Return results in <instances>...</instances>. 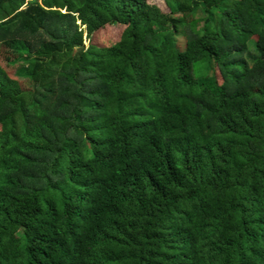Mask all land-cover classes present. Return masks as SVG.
<instances>
[{
    "label": "trees",
    "instance_id": "trees-1",
    "mask_svg": "<svg viewBox=\"0 0 264 264\" xmlns=\"http://www.w3.org/2000/svg\"><path fill=\"white\" fill-rule=\"evenodd\" d=\"M0 264H264V0H0Z\"/></svg>",
    "mask_w": 264,
    "mask_h": 264
},
{
    "label": "rangeland",
    "instance_id": "rangeland-1",
    "mask_svg": "<svg viewBox=\"0 0 264 264\" xmlns=\"http://www.w3.org/2000/svg\"><path fill=\"white\" fill-rule=\"evenodd\" d=\"M150 4H158L161 8L164 7V0H149ZM195 73L197 77H201L205 74L204 68H195Z\"/></svg>",
    "mask_w": 264,
    "mask_h": 264
}]
</instances>
